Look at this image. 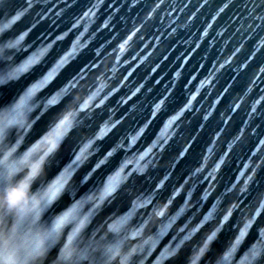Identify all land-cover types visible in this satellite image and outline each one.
<instances>
[{"label":"clouds","instance_id":"obj_1","mask_svg":"<svg viewBox=\"0 0 264 264\" xmlns=\"http://www.w3.org/2000/svg\"><path fill=\"white\" fill-rule=\"evenodd\" d=\"M75 3L0 0V264H264V0Z\"/></svg>","mask_w":264,"mask_h":264},{"label":"water","instance_id":"obj_2","mask_svg":"<svg viewBox=\"0 0 264 264\" xmlns=\"http://www.w3.org/2000/svg\"><path fill=\"white\" fill-rule=\"evenodd\" d=\"M69 2H71V0H69ZM108 2H110V0H108ZM78 5H80V0H76V3L75 4H72V10H70V11H78L81 7L84 6V4L83 5H80L79 7H78ZM104 7H107V3L104 5ZM102 19H103V17H102ZM180 51H182V49H177L173 53V57H170V59H173L175 57V55H178L179 54ZM195 59H196V54H193V56L189 60V63H192V61L195 60Z\"/></svg>","mask_w":264,"mask_h":264},{"label":"snow or ice","instance_id":"obj_3","mask_svg":"<svg viewBox=\"0 0 264 264\" xmlns=\"http://www.w3.org/2000/svg\"><path fill=\"white\" fill-rule=\"evenodd\" d=\"M84 3H85V0H80V5H83ZM80 5H78V7H79ZM70 10H72V8H71Z\"/></svg>","mask_w":264,"mask_h":264}]
</instances>
